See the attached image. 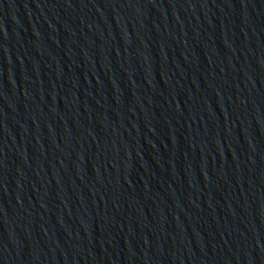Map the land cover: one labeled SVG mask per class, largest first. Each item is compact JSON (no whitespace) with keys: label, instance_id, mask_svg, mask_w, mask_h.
Listing matches in <instances>:
<instances>
[{"label":"water","instance_id":"obj_1","mask_svg":"<svg viewBox=\"0 0 264 264\" xmlns=\"http://www.w3.org/2000/svg\"><path fill=\"white\" fill-rule=\"evenodd\" d=\"M0 264H264V0H0Z\"/></svg>","mask_w":264,"mask_h":264}]
</instances>
